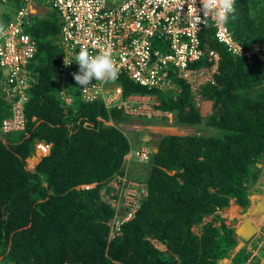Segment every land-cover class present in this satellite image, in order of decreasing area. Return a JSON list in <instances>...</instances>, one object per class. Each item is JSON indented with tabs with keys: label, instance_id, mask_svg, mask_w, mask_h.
<instances>
[{
	"label": "trees",
	"instance_id": "obj_1",
	"mask_svg": "<svg viewBox=\"0 0 264 264\" xmlns=\"http://www.w3.org/2000/svg\"><path fill=\"white\" fill-rule=\"evenodd\" d=\"M8 4L0 0L1 7L12 9L0 13L5 26L24 0ZM227 27L246 49L264 41V2L239 0ZM27 32L38 53L29 66L35 81L25 105L26 128L0 134V264H221L228 259L239 239L220 212L231 200L245 211L253 209L262 195L255 185L264 186L259 182L264 177V62L234 57L211 29L201 38L220 62L215 83L203 86L205 107L196 106L183 80L176 94L118 80L125 97L156 96L157 109L172 113L174 126L205 124L216 134L161 138L147 180L134 176L147 184L149 196L135 219L110 238L115 212L102 191L123 173L136 146L134 133L132 141L121 129L135 117L108 110L101 101L85 102L74 77L65 85L71 96L61 94L58 18L55 23L47 16L38 19ZM211 65L204 58L191 66ZM5 81L0 67V86ZM4 95L0 90V130L12 114ZM38 141L51 144V152L31 170L27 160ZM254 236L235 254L234 264H264V242L251 244Z\"/></svg>",
	"mask_w": 264,
	"mask_h": 264
},
{
	"label": "built area",
	"instance_id": "obj_2",
	"mask_svg": "<svg viewBox=\"0 0 264 264\" xmlns=\"http://www.w3.org/2000/svg\"><path fill=\"white\" fill-rule=\"evenodd\" d=\"M44 1L58 13L61 24L58 37L63 52L59 68L63 84L61 94H68L65 90L67 79L79 73L75 56L80 48H86L95 55L100 50L97 45H110L119 69L118 78L107 83L93 80L87 88L77 83L81 97L85 102L102 101L108 110H123L124 114L135 118H166L172 124L174 115L157 109L159 103L156 96L131 94L125 97L118 81L122 77L135 85L163 92L178 90L177 82L183 80L189 85L196 106L203 104L199 103L203 86L215 83L214 76L219 74L220 62L219 54L209 49L207 42L201 38V34L207 30L212 29L215 41L223 44L234 57L245 58L251 64L257 56L264 62V41L246 49L227 24H216L214 15L203 18L202 11L199 12L201 22L193 24L188 10L190 0H185L180 6L172 0H168L167 4L163 0ZM238 1L235 0V4ZM195 7L201 9L200 0H196ZM32 10H35V14ZM37 10L36 0H24L13 20L5 26L6 37L0 39V67L6 79L0 90L12 103V115L2 125L5 134L19 133L26 128L25 105L35 81L29 66L38 53L37 41L27 30L34 24L31 18L38 15ZM204 58L212 65L201 68L191 66ZM65 60L71 62L65 64ZM14 99L17 101L14 102ZM139 129L134 127L133 130ZM35 149L45 157L50 154L51 145L38 141ZM150 158L151 153L146 147L132 148L130 162L125 165L123 173L113 177L102 191L104 201L115 212L110 222V238L121 234L122 226L136 217L147 199V184L137 180L132 171Z\"/></svg>",
	"mask_w": 264,
	"mask_h": 264
},
{
	"label": "rangeland",
	"instance_id": "obj_3",
	"mask_svg": "<svg viewBox=\"0 0 264 264\" xmlns=\"http://www.w3.org/2000/svg\"><path fill=\"white\" fill-rule=\"evenodd\" d=\"M7 5H10L8 4V0H7ZM36 7L40 9H44V11L46 12H43L41 10V12H38L37 16L36 15L32 16L31 19L33 23L36 22L38 19L45 18V16L49 17V19H51V21L54 23L55 21H57V18L58 21L60 22L58 13L54 11L48 4H45L44 0H36ZM7 9L12 11V9L9 7L4 8L0 6V13L1 11L4 12ZM56 43L59 48L62 46L61 40L59 38L56 39ZM173 92H175L174 94H176L178 90L175 91L173 90ZM200 102H203L202 99L199 101V103ZM207 107L209 108L210 104H208ZM134 127H139L140 129L138 131H135L133 130ZM199 127L201 128V130H199ZM121 129L129 136L131 140L134 137L130 133L133 132L134 136L137 139V141L135 140L136 146L137 147L144 146L150 151L152 150L153 153H156L158 151L157 144L160 141V139L165 136H194V135L209 136L216 134L215 129L210 128L205 124H202L197 127H188V126L177 127L169 124V122H167L166 120H161L160 118L154 121H147L144 118H132V120H127L124 122V124H121ZM41 157L42 155L39 152H36L32 159L27 160L28 168L33 170L36 164L40 162ZM128 161H129V155L126 156L124 165H126ZM149 165L150 163H147L145 164L144 167H140V166L134 167L132 174L136 176L138 179H147L151 171V166ZM259 182H262V184H264V177H261ZM255 187L260 188L262 190V195H257L258 198L256 197L255 199L257 204V209L251 208L249 211H245L242 207L237 206L235 204V200H232L230 208L220 212V215L222 216V218H224L227 221V225L233 226L235 230H239V228L244 223L246 218H249L252 222H254V225H257V228H260V232L256 233L257 235L254 236L251 242V244L259 246L261 242H264V239H261L262 237H264L263 235L264 232L261 233L262 231L261 223H263L264 221V186L261 187L260 184H256ZM247 212H249L250 214H248V216H245ZM209 221L210 219L208 218L205 219L204 222L206 223ZM193 232L199 234L200 228H193ZM156 246H159V244L156 243ZM262 252H264V250ZM234 253H235V249L231 252V255L229 257L230 259L231 256L234 255ZM232 264H234L233 258H232Z\"/></svg>",
	"mask_w": 264,
	"mask_h": 264
},
{
	"label": "clouds",
	"instance_id": "obj_4",
	"mask_svg": "<svg viewBox=\"0 0 264 264\" xmlns=\"http://www.w3.org/2000/svg\"><path fill=\"white\" fill-rule=\"evenodd\" d=\"M163 2L167 4L168 0H163ZM172 2L176 4L177 6H180L181 4L185 2V0H172ZM195 4H196V0H190V3L188 5V10L191 15V22L193 24H198L201 22L202 17L199 14L200 11H202L203 13V18H206L209 15H214L215 23L218 25L220 24L226 25L228 23L230 15H233L235 13V7H234L235 0H200V4L202 7L199 10L195 7ZM6 35H7L6 27L2 22H0V39L5 38ZM97 47L100 50L95 55L90 54V52L86 48L82 47L80 48L79 52L75 56V61L78 62L79 64V73L74 74V79L81 87L87 88L90 85L91 81L93 80L107 83L110 81H115L118 78L119 69L116 66L115 59L113 58V50L111 46L110 45H97ZM64 62L65 64H69L71 61L65 60ZM67 93H68L67 95H70V96L72 94L70 91L69 92L67 91ZM203 103L204 105L202 104L199 107H203V106L205 107L207 104L206 101L203 100ZM11 112H12V109H11ZM9 117H6L5 119ZM173 123H174V119H173ZM173 123L171 125H173ZM2 125H3V122H2ZM0 131H1L0 132L1 136L9 135V134H18V133L5 134L2 131V127ZM40 142H44V141H40ZM133 148L135 149L137 148V146H134ZM149 152L151 153V158H152V154L154 153L152 150L151 151L149 150ZM35 153H36V149H34V154ZM33 156L34 155H32V157L29 159H32ZM42 158L43 157L40 158V161ZM151 158L148 162L142 164L140 167H144L145 164L149 163L151 161ZM143 180H147V179H143ZM254 205H255L254 208L257 209L256 200L254 201ZM230 206H231V203H230ZM234 256L235 255H233V257Z\"/></svg>",
	"mask_w": 264,
	"mask_h": 264
},
{
	"label": "water",
	"instance_id": "obj_5",
	"mask_svg": "<svg viewBox=\"0 0 264 264\" xmlns=\"http://www.w3.org/2000/svg\"><path fill=\"white\" fill-rule=\"evenodd\" d=\"M32 13L35 14V10H32ZM250 214L247 212L245 216H248ZM258 228L254 223L249 219L246 218L244 223L241 225L239 230H236V235H238L239 239L242 242H239L238 246L235 248V253H238L241 249H243L246 246V243L258 232ZM226 259L225 261H227Z\"/></svg>",
	"mask_w": 264,
	"mask_h": 264
},
{
	"label": "crops",
	"instance_id": "obj_6",
	"mask_svg": "<svg viewBox=\"0 0 264 264\" xmlns=\"http://www.w3.org/2000/svg\"><path fill=\"white\" fill-rule=\"evenodd\" d=\"M41 10L43 11V12H46V11H44V9H40V8H38V12H41ZM254 223V222H253ZM257 226V225H256ZM259 229V228H258ZM239 242H242L240 239H239ZM232 258H233V255L231 256V259L229 258V260H227V261H223L221 264H232Z\"/></svg>",
	"mask_w": 264,
	"mask_h": 264
}]
</instances>
